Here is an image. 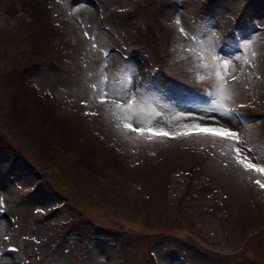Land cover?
<instances>
[{"label": "rangeland", "instance_id": "obj_1", "mask_svg": "<svg viewBox=\"0 0 264 264\" xmlns=\"http://www.w3.org/2000/svg\"><path fill=\"white\" fill-rule=\"evenodd\" d=\"M2 139L0 264H264V0H0Z\"/></svg>", "mask_w": 264, "mask_h": 264}, {"label": "snow or ice", "instance_id": "obj_2", "mask_svg": "<svg viewBox=\"0 0 264 264\" xmlns=\"http://www.w3.org/2000/svg\"><path fill=\"white\" fill-rule=\"evenodd\" d=\"M181 32H183V29H180ZM95 46V45H94ZM212 59L215 61L217 60V57L213 56ZM232 63L231 59L225 58L221 62L217 63L215 65V77H216V87L217 91L212 94L209 93L208 95H214L216 99L213 100L214 107L209 108L208 111H216V110H223L225 109V101L231 99V89L227 87V79L231 78L233 82L236 81V76L230 75V64ZM245 64H249L250 62L248 60L244 61ZM232 71H235L234 66L232 67ZM119 95V94H117ZM108 102V94L104 93L100 96L99 103L106 104ZM137 101L134 96L129 94L126 98L122 100H113V104L115 105V108L118 110L119 113L123 114L126 121H132L133 118H136V125L134 126V123L132 122H125L123 123V127L133 133H138L141 136L147 135L149 139L156 137V138H176L178 136H190V135H206L211 136L214 139L219 138L221 140H229L232 141L235 144L240 143L239 136L235 131L226 130L224 128H218V127H202L199 124L196 125H185L184 129L182 131H177L175 133H169L168 131L164 130L163 128L159 127H141L139 126L140 121L139 117L143 115V109L140 111L134 112V105H136ZM155 115L159 116V113H155ZM235 153V159L237 163L241 164L245 169L253 170L258 173L264 174V167H256L251 161L248 160L247 155L241 154V149L234 148L233 149ZM248 151H251L250 149ZM257 184L261 188H264V184L260 183L259 180L256 181Z\"/></svg>", "mask_w": 264, "mask_h": 264}, {"label": "trees", "instance_id": "obj_3", "mask_svg": "<svg viewBox=\"0 0 264 264\" xmlns=\"http://www.w3.org/2000/svg\"><path fill=\"white\" fill-rule=\"evenodd\" d=\"M37 55H39V53H37ZM41 115L42 116L44 115V117H47V116L51 117L50 113L46 109H42L41 111H39L38 115H36L35 117H38V116L40 117ZM35 121L38 122V120H36V119H35ZM45 127L47 128L46 131L44 130ZM31 130L33 131V133L37 139V142L41 145V147L44 149V148H46L45 145H47V147L49 148L50 142H51L50 140L52 139V135H50L49 132L52 130V128L50 126H48V123L46 121H44V123L39 124V127L33 124V126L31 127ZM47 133H48L49 137H47ZM55 137H56V134H55ZM57 141L58 140H54V142H57ZM58 142L60 143V141H58ZM3 143L5 146V141L2 139L0 141V150H2L1 147H2ZM52 145H54V144H52Z\"/></svg>", "mask_w": 264, "mask_h": 264}, {"label": "bare ground", "instance_id": "obj_4", "mask_svg": "<svg viewBox=\"0 0 264 264\" xmlns=\"http://www.w3.org/2000/svg\"><path fill=\"white\" fill-rule=\"evenodd\" d=\"M42 199L44 200V203L49 204V203L47 202V201H49L47 197H43Z\"/></svg>", "mask_w": 264, "mask_h": 264}]
</instances>
